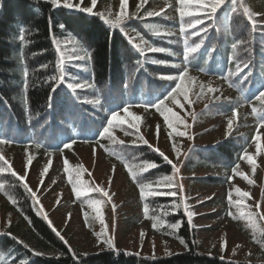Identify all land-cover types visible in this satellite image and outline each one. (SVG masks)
I'll list each match as a JSON object with an SVG mask.
<instances>
[{"label":"trees","instance_id":"obj_1","mask_svg":"<svg viewBox=\"0 0 264 264\" xmlns=\"http://www.w3.org/2000/svg\"><path fill=\"white\" fill-rule=\"evenodd\" d=\"M170 7L172 19L161 16L147 18L146 13L139 15L144 19H129L123 25L124 34L119 29H112L98 15L80 13L64 9L53 10L50 3L41 0H2L0 7V126H3L6 136L16 142L4 144L10 146H31L33 144L48 147L46 149L60 151L63 142L71 140H96L94 135L105 118L109 109L118 105L131 103L142 104L153 101L167 90L171 82L159 79L161 74H177L179 69L171 66H161L151 63V59L169 62V65L183 64V37L180 34V20L175 11L177 0H163ZM264 3V0H225V4L217 13L215 21H210L212 28L204 36V44L192 60L189 73L217 78L224 81L227 88L235 97L223 102H213L207 114L225 116L233 110H247V117L258 125V116L252 114V108L259 109V101L255 99L261 86L264 85V18L256 16L258 24L255 30L244 14L247 7L252 13L253 3ZM233 9H235L233 11ZM51 18V33L49 26ZM66 25L60 29L59 24ZM23 26V27H22ZM164 29L173 35L156 37L155 30ZM126 31H133L148 42L150 46L164 47L170 50L167 54L146 53L141 56L130 40ZM23 35V40L20 39ZM63 46L66 40L73 43L77 52L84 55V50L91 60L75 61L67 68L71 74L68 79L75 82L87 81L94 87L88 91L77 90L82 100L100 98L103 107L96 108L92 104L78 103L65 87L57 89L54 96V111L47 109V99L51 93L54 81L48 78L57 75V52L52 37ZM201 35L190 37L189 42H199ZM142 40V39H141ZM237 47L233 49L231 45ZM71 55L72 53H67ZM235 56L233 60L231 57ZM147 57V59H146ZM238 62H249L251 74L248 79L241 81L240 76H231ZM47 64L46 69L40 66ZM77 65L86 67L81 70ZM29 72L28 87L24 88L23 72ZM247 71V70H245ZM243 75V74H241ZM78 78V80H77ZM127 82L129 87L125 89ZM230 83L233 86H229ZM25 99L28 104H25ZM152 109V107H148ZM27 109V113H26ZM264 116V113H260ZM28 121L31 123L29 124ZM63 121V123H61ZM38 137V138H37ZM244 136L229 138L213 147L194 146L189 152L185 170L196 172L203 168H218L223 166L226 171L239 163L240 155L247 150L250 139ZM127 148L128 151L125 149ZM209 152V153H207ZM109 159L125 167L126 163L133 164L129 154H132L140 164L145 161H155L159 164L157 173L170 175L172 166L167 164L156 152L146 145H124L119 151L107 147ZM211 184L209 179L204 181ZM1 198L2 213L8 214L10 222L0 233L8 232L12 236L0 235V264H74L73 257L79 258L78 264H264L259 262H232L202 253L194 231L182 211L168 216L161 214L158 220L165 222L163 228L154 230L157 236L186 241L185 252L168 257L151 258L138 257L123 251L114 253L82 254L71 249L61 241L50 226L41 218L33 204L31 196L18 182H7ZM1 196V195H0ZM12 196L17 203L9 199ZM171 201V200H170ZM150 209L156 215L167 211L171 204L168 198L148 199ZM170 203V204H169ZM27 217V219L25 218ZM135 220L141 223L143 217ZM181 222L182 227L173 232L168 229V223ZM18 241L28 245L24 248ZM34 251L42 253L35 256Z\"/></svg>","mask_w":264,"mask_h":264},{"label":"rangeland","instance_id":"obj_2","mask_svg":"<svg viewBox=\"0 0 264 264\" xmlns=\"http://www.w3.org/2000/svg\"><path fill=\"white\" fill-rule=\"evenodd\" d=\"M162 1L147 0L137 13L140 0H128L124 9L125 15L139 16L145 12L154 11L161 12L164 16H171L169 6ZM73 2L81 3V0H73ZM120 2L121 0H97L94 13H102L107 19L115 20L121 10ZM82 6H92L91 0H83ZM253 9L260 14L261 18H264V3L254 2ZM128 34L137 44L144 46L135 32L128 31ZM189 76L194 78L190 84L191 102H183V109L172 104L168 105L182 118L183 123L178 125V129L186 131L187 135L183 137L175 135L170 139L168 133L171 130L167 128L163 117L156 109L150 112L132 108L131 110L141 117L138 122L139 136L147 140L153 148L163 151L179 168V172L175 174V183L182 185L183 190L177 189V195L173 198L177 200L176 203L181 204L177 210H183L184 204H187L196 213L193 217L194 227L192 225L190 227L196 232L201 251L229 261L264 262V148L260 154H256L253 141L249 148L248 153L256 159L255 172L246 160L242 159L239 165L240 173L252 180L251 184L241 175L229 173L219 166L218 169H198L193 173L183 171L187 154L193 146L213 145L232 136L244 134L252 139L257 128L253 126L243 128L244 121L247 124L251 121L245 115L246 111L241 110L234 120L231 135H228L227 121L232 118V115L217 117L207 114L205 110H209V104L224 101L231 98L233 94L220 80L196 74H189ZM201 86L204 87L203 95H199ZM209 88L216 91H209ZM216 97H219V100ZM134 131L130 129L128 133H125L117 128L114 130V135L118 142L129 141L143 144V140L139 139ZM260 131L264 133V129ZM173 143L179 149V154L173 150ZM36 150L0 147V154L12 163L13 169L19 175L26 176V182L37 192L43 213L47 214L52 227L60 232L73 250L82 254L109 250L98 239V234L102 231L113 239L115 249L142 256L166 257L169 253L174 254L185 250L180 241L155 235L152 221L135 224L133 219L138 220L143 217L139 189L127 177L128 171L109 161L98 146L78 143L62 154L47 155ZM29 154L33 159L26 172L25 163ZM45 167L48 171L44 173L41 184L40 173ZM77 170H81L80 179L85 185L102 186L112 196L111 202L101 207L103 224L96 218V213L88 206L87 201L88 197L105 201L107 198L99 193L89 192L88 197L78 199L73 192L69 177V173L74 176ZM208 177L213 178L211 184L204 182L208 180ZM236 187L250 194L248 198L241 200L242 206L239 208L235 203L240 200L234 190ZM230 192L231 205L228 200ZM58 199L59 203H57ZM257 204L260 205L259 208L256 207ZM113 205H115V211H113ZM242 212L253 213V219L249 221L241 217ZM69 214H71L70 218ZM10 220V216L3 215L0 209L1 226L8 224Z\"/></svg>","mask_w":264,"mask_h":264},{"label":"snow or ice","instance_id":"obj_3","mask_svg":"<svg viewBox=\"0 0 264 264\" xmlns=\"http://www.w3.org/2000/svg\"><path fill=\"white\" fill-rule=\"evenodd\" d=\"M46 3H50L53 10H69V11H78L80 13L90 14V15H98V17L107 25H110L112 29H119L122 34H124V28L123 25L125 22L129 19H144V17H140L136 14H133L132 16H126L124 9L127 6L128 0H121L120 2V12L115 20L107 19L102 13H94V6L97 3V0H91L92 6H82L83 0H81V3H74L73 0H44ZM147 0H140V3L137 5V13H139L140 8L142 5L146 4ZM232 3L235 4L236 0H232ZM225 4V0H177L175 11L178 13L179 20H180V27L179 31L181 36L183 37V64L184 67L181 68V65L179 63H174L169 65L168 61L160 60V59H151V63L155 65H161V66H171L176 69H179V72L177 74H161L159 76V79L167 80L169 82H174V86L170 87V90H167L164 94L161 96L156 97L153 101H144L142 104L139 105H133L131 103H124L123 105H118L116 109H109V115L105 118V122L102 123L100 129L94 133V135L100 137L101 139H108L112 141L114 144L118 141L116 140V137L114 135V130L117 128H120L121 130L125 131V133H128L130 129L135 130L134 134L139 137V139L143 140V137L139 136V127L138 122L141 120V117L137 115L135 112H133L131 109L134 106H141V107H152L155 108L157 112L163 117V121L165 122L168 129L171 131L168 133L169 138L172 139L175 135L178 136H186V131H180L178 129V125L183 123L182 118L180 115L173 111L172 107H169V104H172L174 106H178L179 108H184L183 102H191L190 101V84L191 81L194 79L189 76V67L191 61L196 59V54L198 51L202 48V45L204 44V36H207L209 31L212 28V24L209 23L210 21H215L217 17L218 11L221 9V7ZM0 7H2V0H0ZM235 9H233L234 11ZM244 14L247 16V19L251 22L253 29L257 27V20L255 19L256 16H259V13H252L251 10L247 7L244 8ZM161 12H154V11H148L146 13L147 18L151 17H161ZM49 26H50V33H51V18H49ZM261 28H264V24L259 25ZM23 27V26H22ZM58 27L60 29H65L66 25L63 23L59 24ZM156 37H160L162 35H168L171 36L173 33L171 32H162L160 30H155L153 33ZM201 39L199 42L190 43L189 38L195 37L198 35H201ZM262 36H264V32L261 33ZM23 35H21L20 39L23 40ZM142 39V46L141 44L133 45V47L139 51L141 56H145L146 53H161V54H167L170 52L169 49L164 47H156V46H150L148 45V42ZM52 42L55 46V51L57 52V60H56V69H57V75H52L48 78L49 81H54L51 87V93L47 99V109L51 112L54 111V96L57 95V89H59L61 86L65 87L69 92L72 94V98L78 102V103H88L92 104L96 108L103 107L102 100L100 98L95 99H89V100H82L78 95H76L77 90L80 91H88L94 87L93 84L88 83L87 81L83 82H75L73 80L68 79V77L71 75L67 68L71 66L72 62L75 61H85V60H91V56L87 54V50L85 49L84 55L75 54L76 50L75 48L71 49V55H68L69 52V45L65 43L63 46L61 45L60 41L57 40L54 35L52 37ZM233 49L237 47L235 43L231 45ZM147 59V57H146ZM231 59L235 60L236 57L233 56ZM43 69H46L48 67L47 64H44L40 66ZM77 67H80L81 70H86V67L77 65ZM247 70V71H245ZM251 67L249 62H238L236 64V68L234 72H229L228 76L225 77V79H228L231 76H240L241 81L248 79L249 75L251 74ZM243 74V75H241ZM24 77V88L28 87V77L29 72L25 68L23 72ZM78 80V78H77ZM187 82V83H186ZM229 86H233L231 83ZM125 89L129 87L127 82L124 85ZM209 91H216L215 89H208ZM204 93V87L201 86L199 95H203ZM217 100H219V97H216ZM255 99L259 101L260 107L259 109L257 107L252 108V114L258 116V126L255 135L252 137V141L255 143L256 146V154H260L262 148H264V142H262V138H264V133L260 131V129H264V116H261L260 113H264V85L261 86V90L258 91V94L255 96ZM167 102V103H166ZM25 104H28V101L25 99ZM27 113V109H26ZM123 113V115H122ZM238 113L234 109L232 118H229L227 121V129L228 135H231V131L233 129L234 120L237 118ZM30 124L31 122L28 121ZM63 123V121L61 122ZM185 128H187V125H185ZM157 132L159 133V125L157 126ZM16 142L13 138L6 136L3 126H0V144H11ZM74 140L69 139L68 142H63V148L64 149H71L72 144L74 143ZM119 143H123L120 141ZM143 143L145 145H148V147L156 152L167 164L172 166L173 174L172 175H164L157 180L154 181H145L142 179V174L150 172L153 169H157L159 167V164L155 161H145L141 164H128L126 163V168L129 172L131 180L137 185L139 189V195L141 200L147 201L149 198H155L158 196H172L175 197L177 195V189L183 190L182 185H178L175 183V174L179 172V168L173 163L171 159L163 151H160L158 148H153L150 144H148L147 140H143ZM39 146V145H38ZM133 146H138L134 145ZM173 150L176 151L179 154V149L176 147L175 143H173ZM32 156L29 154L27 155V160L25 163V170L27 172V168L29 165L32 164ZM239 159L246 160L249 165L252 166L253 172L256 170V159L252 154H249L246 150L243 151V153L240 155ZM68 162L65 160V164ZM48 168L45 167L43 169V172L40 173L41 176V184L43 183V175L44 173H47ZM67 171V169H66ZM232 172L234 175H241L249 184L253 183L252 180L248 179L247 176H245L243 173H240L239 171V164L237 163L233 168ZM10 174L12 177L16 179V181L23 185L24 190L31 196L33 204L37 206V212L38 214L43 213V207L40 205L39 197L37 195V192L34 191L29 184L26 182V176L19 175L14 169L12 163L5 158L3 154H0V174ZM81 176V170H77L75 172V175L73 176L72 173H69L70 177V183L72 184L73 192L75 196L79 199L81 197H88L89 192L93 193H99L102 197H106L107 201L104 199H93L91 197H88V206L96 213V218L100 220V222L103 224V217L101 216V207L103 204L107 202H111L112 196L109 194V191L105 189L102 186L96 185V186H90L85 185L84 182L80 179ZM231 179V177H229ZM163 186V187H161ZM5 190V184L0 183V191ZM235 193L240 197V200H237L236 206L239 208L241 207V200L244 198L249 197V192L242 191L239 187H236ZM9 199L13 204L17 203V201L12 197L9 196ZM183 199V198H182ZM229 204L232 203V195L231 192L228 195ZM57 203H59V199L57 200ZM83 203V201H82ZM181 207L180 204L173 201L172 208L173 209H179ZM257 208L260 207L259 204L256 205ZM149 203L145 202L143 204V213L145 217H148L149 214ZM184 213L187 218L188 224H193V217L196 215V213L191 210V208L184 204L183 206ZM113 211H115V205H113ZM168 213H165L167 215ZM231 214V213H230ZM241 217L251 221L253 219V213H241ZM258 215V213H257ZM85 216L87 217V213H85ZM71 217V214H69V218ZM27 219V217H25ZM43 218L49 223V226L52 227L51 221L48 220L47 214L43 213ZM237 218V217H234ZM165 222L162 220H157V223L153 225L154 229H159L164 227ZM181 222H175V223H168L167 227L168 229L173 230V232H176L182 227ZM53 232H55L56 236L63 241L65 244H67V241L64 239V237L60 234L59 231H57L54 227H52ZM0 235H6V236H12L11 233L4 232L0 233ZM143 235V233H142ZM13 239H16V237L12 236ZM98 239L100 240V243L106 245V247L109 250H112L114 253H116L115 245L113 242V239L106 235L105 231H102L98 234ZM20 244L24 246V248H28V245L24 243L23 241H18ZM180 243L184 244L187 247L186 241L181 238ZM33 254L35 256H41L42 253L39 251H34ZM169 255H172V253H169ZM74 264H78L79 258L73 257ZM13 264H17L15 260H13ZM19 264H24L23 261H20Z\"/></svg>","mask_w":264,"mask_h":264}]
</instances>
